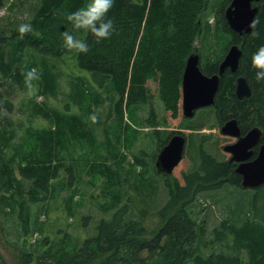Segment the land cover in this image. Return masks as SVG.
Segmentation results:
<instances>
[{"label":"trees","instance_id":"trees-1","mask_svg":"<svg viewBox=\"0 0 264 264\" xmlns=\"http://www.w3.org/2000/svg\"><path fill=\"white\" fill-rule=\"evenodd\" d=\"M87 2L41 0L29 22L33 31L25 33L23 38L20 33L8 35L0 27V215L12 213L5 211L6 208L19 211L23 221L19 229L21 234L33 232L29 224L34 214L32 205L47 206L49 197L53 196L52 181L59 177L61 169L70 173L73 185L74 169L66 165L67 158L80 171L90 166L84 154L80 153L79 159L76 157L77 152H81L77 150L79 147L84 148L88 140L92 143L96 139L91 118L94 106L102 100L92 88L97 86L113 94L110 101L114 102L117 117L112 128L118 140L124 135L119 128L130 127L125 115L137 110L135 106L146 103L155 89L161 93L166 110L177 116L181 109V82L186 60L191 53L198 52L192 44L197 35L206 34L210 29V25H201L197 17L206 6V0H115L108 14L115 29L112 35L97 42L87 30H75L77 38L81 31L86 32L80 39L87 41L89 51H74L73 55H68L71 50L63 47L61 36L64 30H71L67 14L84 7ZM229 2L231 0L227 4ZM256 4L259 23L242 35L230 28L224 7L216 13L223 30L234 43L242 46L243 53L237 69L227 68L222 74L213 109L221 121L238 119L243 132L254 126L264 131V81L255 79L251 64L252 54L264 45V0ZM253 31L259 35H251ZM30 47L43 53L44 59L26 58ZM47 55L71 56L76 68L85 73L77 74L72 80L70 99L62 109L50 106L47 101L32 99L27 116H18L14 112L15 103L5 91H11L15 85L28 88L24 84L23 71L37 66L40 79L33 83L38 85L39 93L45 98L58 95L54 68L40 66L48 61ZM220 61L212 60L201 65V69L207 75L218 73ZM85 74L88 76L84 77ZM240 75H244L251 86V94L241 98L235 92ZM37 119L47 125L35 127ZM115 154L118 167H122L126 156L118 148ZM198 155L199 165L195 170L186 167L183 161L171 174H165L168 176V199L152 212L157 218L156 225H149L150 213L145 209L139 211L140 219L130 218V205L124 203L110 218L98 222L92 236L72 244L71 239L65 244L51 242L48 249L38 254L31 248L35 255L23 249L20 264H264V207L262 213H255V220L244 211L238 214L232 226L224 223L221 230L214 231L223 236L218 240H224L229 228L234 236L232 246L227 243L208 255L201 252L205 228L192 216L188 199L223 183L241 186L242 177L235 172L234 163L216 159L202 143ZM108 156L102 154V159L92 163L91 172L105 175L107 182L112 184L119 176ZM136 160L143 166L141 159L137 157ZM263 188L256 190L257 198ZM257 198L254 197L252 206H256ZM138 201L144 205L143 200ZM242 248L248 253L250 260L247 262Z\"/></svg>","mask_w":264,"mask_h":264},{"label":"rangeland","instance_id":"rangeland-1","mask_svg":"<svg viewBox=\"0 0 264 264\" xmlns=\"http://www.w3.org/2000/svg\"><path fill=\"white\" fill-rule=\"evenodd\" d=\"M227 1L206 0V6L199 11L197 16L200 18L201 25L204 27L210 25L208 32L197 35L195 44L194 42L192 44L200 53V65L202 66L212 60H222L234 43L229 33L223 30L216 14L221 6L225 10L230 3L227 4ZM40 3L41 0H0L1 29L4 28L8 35L19 33V25L32 21ZM85 33L81 31L78 38L83 37ZM73 54L74 50L68 53V55ZM33 56L44 59L43 53L30 47L26 58L30 59ZM45 57L48 61H43L45 64L41 63L40 66L54 68L58 79V95L45 98L39 93L38 85L34 83L31 89H23L15 85L11 91H5V94L15 103L14 112L18 116H27L26 110L29 109L32 99L44 100L50 106L62 109L66 100L70 99L72 80L77 74L85 73L76 68L75 60L71 56L56 58L47 55ZM34 68L38 69L37 66ZM87 76V74L84 75V77ZM92 90L102 100L94 106L91 118L95 127L96 139L92 143L88 140L84 148L79 147L77 150L80 149L81 152H77L76 157L79 159L80 153L84 154L90 166L80 171L71 159H66V165L74 169L73 185L70 173L65 168L61 169L59 177L52 181L53 196L49 197L47 206L32 205L34 214L29 221L32 233L21 234L19 229L23 221L19 218V211L6 208L5 211L12 213L0 215V264H20L23 249L26 251L28 249L35 255L34 251L38 254L48 249L53 242L65 244L71 239L72 244V242L83 241L95 234L96 226L102 218H110L113 211L124 203L130 205V218L140 219L139 211L145 209L150 213L147 218L149 225H156L157 218L152 215V212L168 199V176L158 173L155 163L161 147L174 133H182L187 138L184 158L181 162L184 161L185 166H189L192 171L199 165L198 148L201 143L208 153L220 161L226 160L229 156L223 146L232 138L220 132V126L225 120L221 121L218 118L213 105L199 108L194 116L185 117L182 102H180L181 109L176 116L166 110L161 93L155 89L146 103L135 106L138 107L137 110H132V113L125 115V122L130 124L131 129L129 126L124 129L120 127L119 131L124 132V135L121 140H118L112 128L117 117L114 102L110 101L113 94L110 95L97 86ZM35 124L37 128L43 127L44 124L47 125L38 119L35 120ZM117 148L126 156L122 167H118L115 158ZM102 154L109 155L108 157L112 159L111 164L113 163L114 168L117 167L119 178L115 177L112 184L107 182L105 175L101 176L97 172H91L92 163L102 159ZM137 157L143 161V166L137 163ZM259 195L257 198L254 188L223 183L217 188L199 192L188 199L192 216L197 220L198 225L202 224L205 228L201 247L203 254L208 255L224 248L227 243L230 246L234 244V236L229 228H227L228 233L224 240H218L223 236L214 231L221 230L224 223L228 227L232 226L238 214L244 211L248 212L251 220L256 217L255 213H262L264 188L261 189ZM254 197L257 198L256 206H252ZM137 198L143 200L145 206ZM133 199H135L134 202H132ZM241 206L244 208L240 209ZM245 250L242 248L241 253L247 262L250 259Z\"/></svg>","mask_w":264,"mask_h":264},{"label":"water","instance_id":"water-1","mask_svg":"<svg viewBox=\"0 0 264 264\" xmlns=\"http://www.w3.org/2000/svg\"><path fill=\"white\" fill-rule=\"evenodd\" d=\"M260 0H231L225 8L224 14L230 28L242 35L249 33L253 17L258 12ZM242 48L233 43L220 61L218 73L207 75L201 67V56L193 52L186 60L182 77V111L185 117H192L196 110L211 106L215 103V95L219 87L220 78L227 68L232 71L239 66ZM236 94L238 97L251 94V86L244 75L237 77ZM224 135L236 136L234 143L223 146L225 152L231 154L230 161L237 162L235 171L241 174V186L255 188L264 184V142L260 145L257 156L250 159L253 148L259 143L263 131L259 126L250 129L245 135L236 118L228 119L221 127ZM187 138L182 133L173 134L165 143L156 159V169L159 173L171 174L174 168L183 160Z\"/></svg>","mask_w":264,"mask_h":264},{"label":"clouds","instance_id":"clouds-1","mask_svg":"<svg viewBox=\"0 0 264 264\" xmlns=\"http://www.w3.org/2000/svg\"><path fill=\"white\" fill-rule=\"evenodd\" d=\"M115 0H88L84 7H81L67 14V21L70 22L71 30L66 29L61 33L63 47L67 50H74L76 53H87L89 45L86 40L77 38L75 30L85 29L90 32L97 42L109 38L114 32L113 21L108 14L114 5ZM259 23L258 17H253L249 24L251 29H255ZM33 31L31 23H22L18 27L20 38L25 33ZM253 36L259 33L253 31ZM252 68L255 70V79L264 81V45H261L251 58ZM24 84L31 89L33 82L40 79V73L36 68L23 71ZM94 119V117H93Z\"/></svg>","mask_w":264,"mask_h":264},{"label":"flooded vegetation","instance_id":"flooded-vegetation-1","mask_svg":"<svg viewBox=\"0 0 264 264\" xmlns=\"http://www.w3.org/2000/svg\"><path fill=\"white\" fill-rule=\"evenodd\" d=\"M200 67H201V65H200ZM230 69V68H229ZM231 70V69H230ZM236 92V91H235ZM228 120V119H227ZM226 120V121H227ZM238 120V119H237ZM226 121H224V123L226 122ZM224 123H222V125L220 126V132H221V127L224 125ZM239 123V122H238ZM239 126H240V123H239ZM255 127V126H254ZM240 128H241V126H240ZM253 127H251V128H249L247 131H245V132H243V130H242V128H241V134L242 135H245L250 129H252ZM261 128V127H260ZM262 129V128H261ZM262 131H263V129H262ZM263 133H264V131H263ZM223 134V133H222ZM224 135V134H223ZM226 136H230V135H226ZM232 139L229 141V142H227V143H234V142H236L238 139H239V137H236V136H230ZM264 142V140H263V135H262V137H261V139H260V141H259V143L258 144H256L255 146H254V148H253V154H252V156H251V158L250 159H252V158H254L255 156H257V154H258V151H259V147H260V145L262 144ZM229 156L226 158V159H228L229 161H230V158H231V154L230 153H228V152H226ZM230 162H232V163H234L235 164V168H236V166H237V162H235V161H230ZM236 172V171H235ZM237 173V172H236ZM239 174V173H238ZM241 175V174H240ZM242 177V176H241ZM260 187H264V184H262L261 186H258V187H255L254 189L255 190H257L258 188H260Z\"/></svg>","mask_w":264,"mask_h":264},{"label":"bare ground","instance_id":"bare-ground-1","mask_svg":"<svg viewBox=\"0 0 264 264\" xmlns=\"http://www.w3.org/2000/svg\"><path fill=\"white\" fill-rule=\"evenodd\" d=\"M239 46L242 48V46L239 44ZM243 51V50H242ZM240 63V62H239ZM16 82V81H15ZM18 83V82H17ZM76 87H77V85H76ZM76 89V88H75ZM84 94V93H83ZM77 96V95H76ZM81 97H83V96H81ZM80 99V98H79ZM89 100V99H88ZM80 101V100H79ZM82 102V101H81ZM87 102V101H86ZM82 104V103H81Z\"/></svg>","mask_w":264,"mask_h":264}]
</instances>
